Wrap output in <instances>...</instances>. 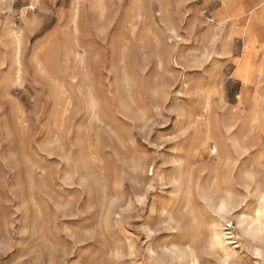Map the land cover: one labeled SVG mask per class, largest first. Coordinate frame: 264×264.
Here are the masks:
<instances>
[{
	"label": "rangeland",
	"instance_id": "374dc122",
	"mask_svg": "<svg viewBox=\"0 0 264 264\" xmlns=\"http://www.w3.org/2000/svg\"><path fill=\"white\" fill-rule=\"evenodd\" d=\"M263 1L0 0V264H264Z\"/></svg>",
	"mask_w": 264,
	"mask_h": 264
},
{
	"label": "bare ground",
	"instance_id": "6f19581e",
	"mask_svg": "<svg viewBox=\"0 0 264 264\" xmlns=\"http://www.w3.org/2000/svg\"><path fill=\"white\" fill-rule=\"evenodd\" d=\"M254 11H256V10H260L255 16H258V17H260V19H264V1L263 2H260V3H258L254 8ZM244 16H242V15H239V17H237V19H238V21L240 22V23H244V18H243ZM258 19V18H257ZM256 19L254 18V20H253V23H254V26L255 25H257L256 24V21H255ZM259 20V19H258ZM249 28V27H248ZM244 82V81H243ZM248 85V84H247ZM242 90V89H241ZM259 90V89H258ZM255 92V91H254ZM242 93V92H241ZM251 93V92H250ZM247 95H249V94H247ZM251 95V94H250ZM246 99V98H245ZM242 101V100H241ZM242 105V104H241ZM243 106H244V104H243ZM256 108V107H255ZM250 230H254L253 228H251Z\"/></svg>",
	"mask_w": 264,
	"mask_h": 264
}]
</instances>
